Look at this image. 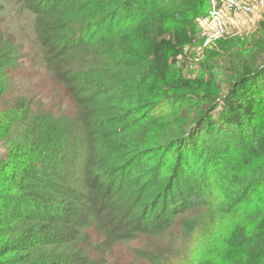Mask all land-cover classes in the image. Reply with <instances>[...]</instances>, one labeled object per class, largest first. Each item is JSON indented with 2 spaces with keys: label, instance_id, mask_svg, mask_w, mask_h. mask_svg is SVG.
<instances>
[{
  "label": "trees",
  "instance_id": "16d2710c",
  "mask_svg": "<svg viewBox=\"0 0 264 264\" xmlns=\"http://www.w3.org/2000/svg\"><path fill=\"white\" fill-rule=\"evenodd\" d=\"M19 1L78 113L7 103L22 45L0 32V264H93L106 243L190 227L207 187L232 226L215 264H264V14L190 78L178 60L209 0Z\"/></svg>",
  "mask_w": 264,
  "mask_h": 264
},
{
  "label": "rangeland",
  "instance_id": "374dc122",
  "mask_svg": "<svg viewBox=\"0 0 264 264\" xmlns=\"http://www.w3.org/2000/svg\"><path fill=\"white\" fill-rule=\"evenodd\" d=\"M213 1L218 0H209V12L213 8ZM21 3L19 0H0V4H4L3 10L0 9V32L12 35L22 45L18 67L10 75V84L14 90L7 93V103L15 104L28 93L36 104L56 108L63 117L76 120L78 109L75 103L65 86L47 69L44 62V50L34 27L36 16L31 10L20 8ZM263 14L264 9L254 15L226 13L225 22L229 28L223 37L235 33H251L256 29ZM199 36L200 42L196 43L194 48L186 49V57L184 54L178 60L183 73L188 74L190 78L195 77L194 73L198 71V66L204 59L205 50L214 47L222 39L205 45L201 32ZM6 152L5 147L0 145V158H4ZM208 197L212 199L208 205L201 202L189 213L188 218L192 221L190 227L178 219L161 234L135 233L129 240L106 243V252L97 250L93 253V264H200L195 257L207 254L209 250H212L211 264L217 263L221 255H214L215 250H219L218 246L226 244L232 226L231 220L227 219L220 206H217L223 202L224 195L215 194L207 187L201 198L204 200ZM208 232L211 233L210 239ZM222 240L223 244H219Z\"/></svg>",
  "mask_w": 264,
  "mask_h": 264
},
{
  "label": "built area",
  "instance_id": "2783aa9c",
  "mask_svg": "<svg viewBox=\"0 0 264 264\" xmlns=\"http://www.w3.org/2000/svg\"><path fill=\"white\" fill-rule=\"evenodd\" d=\"M264 9V0H218L213 1V8L207 18L201 19V35L205 45L210 44L228 33L225 15L228 12L245 13L254 15Z\"/></svg>",
  "mask_w": 264,
  "mask_h": 264
}]
</instances>
